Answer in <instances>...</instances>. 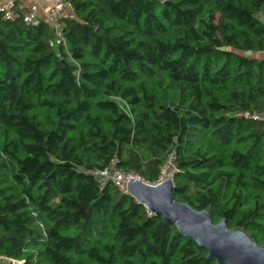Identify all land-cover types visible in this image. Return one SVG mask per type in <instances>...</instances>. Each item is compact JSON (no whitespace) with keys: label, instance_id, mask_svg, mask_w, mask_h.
<instances>
[{"label":"trees","instance_id":"16d2710c","mask_svg":"<svg viewBox=\"0 0 264 264\" xmlns=\"http://www.w3.org/2000/svg\"><path fill=\"white\" fill-rule=\"evenodd\" d=\"M65 1L59 37L0 17V264H217L94 174L172 152L174 198L264 245V0Z\"/></svg>","mask_w":264,"mask_h":264},{"label":"water","instance_id":"95a60500","mask_svg":"<svg viewBox=\"0 0 264 264\" xmlns=\"http://www.w3.org/2000/svg\"><path fill=\"white\" fill-rule=\"evenodd\" d=\"M165 4L170 5V0H165ZM174 186L173 179L158 185L130 180L127 194L153 215L175 226L185 238L206 249L207 259L217 264H264V245L242 228L230 229L225 218L215 223L209 211L176 200Z\"/></svg>","mask_w":264,"mask_h":264},{"label":"built area","instance_id":"2783aa9c","mask_svg":"<svg viewBox=\"0 0 264 264\" xmlns=\"http://www.w3.org/2000/svg\"><path fill=\"white\" fill-rule=\"evenodd\" d=\"M63 1L62 8L52 7L46 12L45 20L51 24L55 29L58 37L60 36V31L62 29V20L67 18H75V13L72 11V6L69 2ZM39 7L32 6L28 10L18 13L15 3L13 1H8L0 5V17L6 20H14L21 15L23 21L26 24H36L39 20ZM238 116L244 117L246 119H252L256 121L264 122V113L260 112H241L237 114ZM177 153L172 152L169 154L166 163L161 167V171L158 180L155 182H148L142 176L137 173L123 171L116 168H107L104 170L95 171L94 174L99 178V184L104 187L109 182H113L118 188H120L124 193H128L127 186L130 180H139L144 183H149L153 185H158L168 179H173L178 172L176 165ZM118 163L115 160V164ZM149 215H153L151 211L148 210ZM20 264V263H19Z\"/></svg>","mask_w":264,"mask_h":264},{"label":"crops","instance_id":"0c3cea01","mask_svg":"<svg viewBox=\"0 0 264 264\" xmlns=\"http://www.w3.org/2000/svg\"><path fill=\"white\" fill-rule=\"evenodd\" d=\"M13 1L18 12H24L32 6L39 7V19L45 20L46 12L52 7L62 8V0H0V5Z\"/></svg>","mask_w":264,"mask_h":264},{"label":"rangeland","instance_id":"374dc122","mask_svg":"<svg viewBox=\"0 0 264 264\" xmlns=\"http://www.w3.org/2000/svg\"><path fill=\"white\" fill-rule=\"evenodd\" d=\"M9 264H16V263H11V262H9Z\"/></svg>","mask_w":264,"mask_h":264}]
</instances>
